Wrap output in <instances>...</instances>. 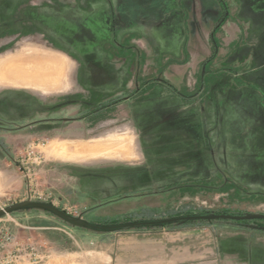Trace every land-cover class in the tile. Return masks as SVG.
<instances>
[{"label": "rangeland", "instance_id": "374dc122", "mask_svg": "<svg viewBox=\"0 0 264 264\" xmlns=\"http://www.w3.org/2000/svg\"><path fill=\"white\" fill-rule=\"evenodd\" d=\"M9 1L0 54L28 41L76 61L64 93L0 89V209L51 204L94 224L264 214V122L232 111L224 122L219 109L226 87L254 88L264 106L257 78L227 62L264 37V0H59L76 10L66 15ZM102 4L110 13L90 16ZM226 22L227 38L241 29L235 41ZM114 138L131 141L130 157L97 151ZM8 254L9 264H264V219L97 231L27 207L0 218V264Z\"/></svg>", "mask_w": 264, "mask_h": 264}, {"label": "crops", "instance_id": "0c3cea01", "mask_svg": "<svg viewBox=\"0 0 264 264\" xmlns=\"http://www.w3.org/2000/svg\"><path fill=\"white\" fill-rule=\"evenodd\" d=\"M17 1H18L17 3L18 7L23 10H26L29 7L42 8V9L44 7H48L49 8L48 10L64 15L68 14L69 12L73 13L74 11H76L71 4L70 5L68 4V2H61L59 0H54V1L17 0ZM9 3L15 4V2H10L9 0H1L0 9L2 11L9 9L6 6ZM79 7H84V5ZM107 7L108 5L102 4L100 5V7L92 9V7L87 5L86 9H88L90 16L93 15V17L96 18V16H101V15L105 16L106 13H110V8ZM261 21L264 22V19ZM98 22L100 21L98 20ZM263 27H264V23H263ZM263 27H261V29H263ZM226 28H227V22L224 25L226 40L229 39L230 41H235L236 39H238V36L241 33V29H239L238 26L235 25L233 29H229L230 33H233L232 38L230 37L227 38L228 33L226 31ZM261 29L259 30L261 31ZM203 30H205L203 27L199 28V31H203ZM207 31L208 30H206V32ZM210 32L211 31L209 30L207 34L208 36L207 40H209L208 38ZM203 33H205V31ZM199 36H200L199 40L200 38H203L202 35ZM29 37L31 39V37L34 36H28V38ZM36 37L39 38L41 42L49 43L48 42L49 39L46 37L45 34H37ZM230 41H227L228 44ZM194 44L195 46H197V38ZM247 46L249 51L247 49ZM75 61L76 60L73 59L67 52L61 49L56 50V48L51 49L43 46L40 47L39 45H34V43H29L28 41L20 42L19 49L15 51L9 50L5 53L0 54V89L28 88L38 92L41 95L64 93L68 91L73 84L72 73L75 68ZM229 61L233 63H238V65H240L243 68L241 71L243 72L245 78H249V77L257 78L258 83H260L261 86H263L262 88L264 89V85H263L264 84V37L258 36L255 44L245 42L244 44L238 45L234 49L232 55L227 58V62ZM59 62L61 63V67H60L61 70H57L58 69L57 66L58 64H60ZM38 65H40L41 68L40 67L37 68ZM14 66H17L24 70H28L29 72L32 73L38 71L40 72V75L39 73H34L36 75H33L31 77L32 80L34 81V84H32L31 86L25 84L9 83L7 82L8 77H10L9 76L11 73L10 71L12 68H14ZM175 66H179V65H170L168 69L171 68L170 70L173 71L174 69H172V67L175 68ZM258 99H259V91H256V89L254 88L251 89L248 87H243L241 89H234L231 87H226L225 98L221 99L220 108H219L224 112L225 115L224 122L228 121L227 114L230 113V111H232V115L233 113H236L235 116L238 117V119L245 120L247 119V117L248 119H250V114H251V120L253 122L260 120L264 122V114L262 118L260 114L258 115L257 113L254 112V110L259 109L262 110L264 113V106H261V103L259 102L260 99L259 100ZM235 134L236 136L241 135L240 132H237ZM263 134L264 132L262 134L259 132L256 134L257 136L255 137L256 142H259L261 139H264ZM231 136L232 137L234 136V132L231 133ZM76 140L84 141L86 139H76ZM107 142L108 143L105 144L100 143L99 147L97 148V151L98 150H102V152L107 151L113 156H124V157L131 156L130 154L132 148L131 141L118 142L117 139L114 138L111 140L108 139Z\"/></svg>", "mask_w": 264, "mask_h": 264}, {"label": "water", "instance_id": "95a60500", "mask_svg": "<svg viewBox=\"0 0 264 264\" xmlns=\"http://www.w3.org/2000/svg\"><path fill=\"white\" fill-rule=\"evenodd\" d=\"M27 207H38V208H44L47 210L52 211L53 213L59 215L63 219L70 221L76 225L82 226L87 229L91 230H97V231H108V230H121L125 228H132V227H147V226H160L164 225L169 222H177V221H183L187 219H236V220H245V219H264V214L255 213V214H248V215H226V214H216L212 213L209 215H184L179 217H173V218H165V219H150V220H142V221H133V222H127V223H119V224H111V225H105V224H94L90 223L86 220H83L81 218H76L51 204H43L38 202H24L21 204L13 205L10 207H7L5 209H0V218L8 214L10 212H13L17 209L27 208Z\"/></svg>", "mask_w": 264, "mask_h": 264}, {"label": "trees", "instance_id": "16d2710c", "mask_svg": "<svg viewBox=\"0 0 264 264\" xmlns=\"http://www.w3.org/2000/svg\"><path fill=\"white\" fill-rule=\"evenodd\" d=\"M218 29L219 28H217V29H215L213 31V35L211 37V43H213V46H214V43L216 42L215 35L218 33ZM214 52L215 51H213V53ZM205 68H207V66ZM97 113H99V111H97ZM192 214H195V213H191V212H178L177 215L171 214V216H169L168 218L179 217V216H184V215H192ZM209 214H212V213H210L209 211H203V212L197 213L196 215H209ZM216 214L235 215V214H231L230 212H228V210H223L222 212H217ZM128 219H131V216H129ZM245 220H248V219H245ZM201 221H208V219H202V218L187 219V220H183V221L169 222V223H166V224L160 225V226H170V225H172L174 223H178V222H182L184 224H188V223L201 222ZM127 222H133V221H128L127 220L125 223H127ZM102 224L111 225V224H118V223L111 222V221H104ZM147 227H151V226H147Z\"/></svg>", "mask_w": 264, "mask_h": 264}, {"label": "bare ground", "instance_id": "6f19581e", "mask_svg": "<svg viewBox=\"0 0 264 264\" xmlns=\"http://www.w3.org/2000/svg\"><path fill=\"white\" fill-rule=\"evenodd\" d=\"M15 57V56H14ZM15 59V58H14ZM59 59H61V58H59ZM8 61V60H7ZM53 61H54V59H53ZM60 63V62H59ZM53 64V63H52ZM49 65V64H48ZM40 67V65H38V67L37 68H39ZM60 67H61V63L60 64H58V66H57V70H61L60 69ZM41 68V67H40ZM42 70V69H41ZM31 71V70H30ZM48 71V70H47ZM11 73H10V77H8V81L7 82H12V83H15V84H23V83H26L27 81H29V80H31V77L33 76V75H36V74H34V73H39V75H40V72H29L28 70H24V69H21V68H19V67H17V66H14V68H12L11 69V71H10ZM9 74V73H8ZM62 74V73H61ZM38 75V74H37ZM120 149V148H119Z\"/></svg>", "mask_w": 264, "mask_h": 264}, {"label": "built area", "instance_id": "2783aa9c", "mask_svg": "<svg viewBox=\"0 0 264 264\" xmlns=\"http://www.w3.org/2000/svg\"><path fill=\"white\" fill-rule=\"evenodd\" d=\"M7 238L9 239H11L12 238V236L10 237V235H7ZM6 260H7V264H9V262H11L10 260H12L13 259V257L11 256V254H8L7 256H6V258H5ZM5 260V261H6Z\"/></svg>", "mask_w": 264, "mask_h": 264}]
</instances>
